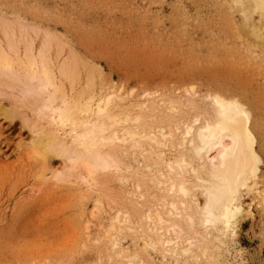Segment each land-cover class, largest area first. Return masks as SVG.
<instances>
[{
  "label": "bare ground",
  "instance_id": "obj_1",
  "mask_svg": "<svg viewBox=\"0 0 264 264\" xmlns=\"http://www.w3.org/2000/svg\"><path fill=\"white\" fill-rule=\"evenodd\" d=\"M226 1L241 14L237 33L264 43V0ZM128 96L64 32L0 9V159L23 151L37 189L70 186L93 200L81 224V249L90 240L96 249L90 264H141L149 251L164 262L231 264L242 192L264 204L251 108L219 92L205 110ZM93 219L100 233L89 236ZM127 237L139 250L122 248ZM59 262L75 261L35 264Z\"/></svg>",
  "mask_w": 264,
  "mask_h": 264
},
{
  "label": "rangeland",
  "instance_id": "obj_2",
  "mask_svg": "<svg viewBox=\"0 0 264 264\" xmlns=\"http://www.w3.org/2000/svg\"><path fill=\"white\" fill-rule=\"evenodd\" d=\"M228 6L226 0H0V9L64 32L101 67L105 84L130 94V100L163 94L205 110L209 93L238 97L251 108L261 159L256 187L264 190V43L237 33L241 14ZM16 152L0 159V264L68 257L90 264L96 249L91 240L81 249V224L93 200H82L70 186L37 189L25 153ZM240 200L229 262L264 264V204L254 190L243 191ZM111 215L105 208L101 222ZM99 231L93 219L89 236ZM122 248L139 250L130 237ZM141 259V264H184L164 262L153 251Z\"/></svg>",
  "mask_w": 264,
  "mask_h": 264
}]
</instances>
